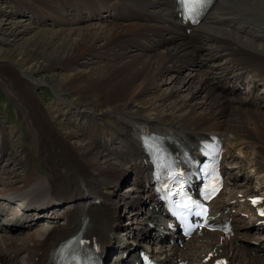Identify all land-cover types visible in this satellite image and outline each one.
<instances>
[{"label":"bare ground","instance_id":"6f19581e","mask_svg":"<svg viewBox=\"0 0 264 264\" xmlns=\"http://www.w3.org/2000/svg\"><path fill=\"white\" fill-rule=\"evenodd\" d=\"M15 5L39 21L48 17L46 10L50 9L48 15L59 19L55 23L74 24L92 17L105 22L70 30L63 26L61 32L41 30L42 36L49 34L42 39L47 46L34 41L16 48L13 55H18V71L10 73L3 65L5 77L0 83L33 119V149L41 156L48 177L43 179L25 169L21 175L13 171L14 180L9 175L7 182L0 179V264H60V248L73 233L95 239L104 259L113 251L105 264L133 262L142 238L146 240L141 243L145 252L162 264L180 260L197 264L208 250L213 256L226 247L232 250L226 255L228 264H264V234L252 238L248 232L256 228L240 216V211L248 213L246 200L241 198L254 193V188L237 181L245 165L232 158L235 147L254 149L253 165L264 180V91L241 97L238 88L242 83L255 89L262 84L264 88V0H215L196 26L180 22L173 0H15ZM15 25L1 19V39ZM95 51L111 62H92L88 70H75L64 78L50 70L52 79L47 81L52 86L59 83L61 89L70 88L74 101L64 100L70 112H96L103 121L102 129L92 124L83 131L85 122L80 120L77 129L82 137L77 139V131L63 134L57 130L29 89L41 82L35 77L36 71L75 64L85 53ZM205 65L198 76L194 67L200 70ZM174 67L187 69L186 74L176 75L173 85L158 89L156 81L165 73H181L172 70ZM228 82L233 85L229 87ZM180 90L187 94L167 104V99ZM160 106L162 111L155 113V107ZM151 112L154 116L149 115ZM135 124L142 129H136ZM95 127L104 131L99 141L92 138L98 130ZM147 131L169 133L188 145H194L202 131L223 140L220 164L224 187L232 184V188L226 199H214L211 209L227 208L233 234L223 238L220 246L215 245L218 234L211 232L191 237L180 248L168 241L175 238L164 225L163 211L151 192L139 141V134ZM115 138L122 144L116 154L105 143ZM5 149L9 145L3 141L0 151ZM130 174L131 191L119 201L133 209L134 221L125 226L123 238L117 241L120 214L111 200V189ZM46 195L50 196L47 202ZM12 199L22 206L14 209ZM252 219L261 221L264 216ZM148 223H152V234ZM23 229H28L23 237L15 234ZM252 239L254 243H250ZM245 240L249 243H243ZM261 251V256H255Z\"/></svg>","mask_w":264,"mask_h":264},{"label":"rangeland","instance_id":"374dc122","mask_svg":"<svg viewBox=\"0 0 264 264\" xmlns=\"http://www.w3.org/2000/svg\"><path fill=\"white\" fill-rule=\"evenodd\" d=\"M18 1H24V0H18ZM49 11L50 9L46 10L47 12L46 16L48 17L44 18L43 21L42 20L39 21L32 16V13L20 11L19 9H17L15 5V0H0V20L4 19L16 23V25L11 30L12 32L9 33V35L2 37V39L0 35V78L5 77L3 65L8 66L10 73L14 72V70L18 71V68H20L21 65H18L20 63L17 64L16 61L18 59V55H13L16 48L21 49L28 44H33L34 41L40 42L41 44L44 45V47L48 45V43L42 41V39H44V37L49 34L47 35L45 34V36H42V34L40 33L41 30L46 31L47 33L50 32L49 29L61 32V27L63 26L66 28V30H70L72 28L87 26V24L88 25L93 24L95 26H98L99 24H101V22L102 23L105 22L92 17V19L88 18L85 21H79V22L76 21L74 24L67 22L62 23L61 21L59 23H55L54 20H57L58 18L52 19L48 15ZM205 23L207 22L205 21ZM59 35L60 33L58 34V36ZM12 37H15V39H13ZM59 37H57V39H59ZM108 59L104 57L102 58L101 56H99L98 51H95L94 54L85 53L84 55H82V57L78 58V61H76L75 64L62 66L60 68L59 66H53L51 67L52 69L48 68L42 71H38V72L36 71L35 77L39 79V81L41 82L36 83L35 85L33 84L35 87L34 86L31 88L29 87L30 88L29 93L33 96L34 99L36 97L41 102V105L45 107V109L47 110L49 109V111L45 109H41V110L46 113L47 118L50 119V121L52 120L55 122V127L57 128V130H59L63 134L64 132H70L72 130L77 131L78 132L77 139H78L82 137V132L77 129L80 120L83 119L82 121L85 122L86 129L84 128L83 131L87 130V128H90L92 124L100 128V126H103L102 124L103 121L100 119L99 115L96 112H93L91 114L90 113L87 114L86 112H84L83 115L75 114V112L73 111L70 112L69 109L65 108L66 106L64 103V100H67L69 102L74 101L73 100L74 97L72 96L70 88L63 87V89H61L57 87L59 83H55L54 86H52L50 84H47V81L52 79L51 75L54 71L64 78V76L73 73L75 70H79V71L88 70L92 62H100L101 60H103L104 62H111ZM175 68L176 67H174L172 70H175ZM205 68H207V65H205L204 68L200 67V70L198 68L195 69V71L198 73V76L200 75V73H202L201 71ZM176 69L181 70L180 71L181 73H177L179 71L168 72L165 73L164 76L161 77V79H158V81H156L158 82L157 83L158 89L161 88V90H163L166 89L167 86L173 85V83L175 82L173 80V77H175L176 75L180 77L181 75L186 74L187 69H182L181 67H177ZM50 70H53V72ZM261 85L262 84L258 85L257 89L249 87L250 90L249 94H247L248 88L245 87V91L244 90L241 91L240 94L241 97L242 96L249 97L251 94L254 93L255 90L257 92L259 91V89L260 91H264V88L261 87ZM159 92L161 93V91ZM186 94H187L186 91H181V90L179 91V93L178 92L173 93L169 97V99H167V104L168 102L173 103L176 98H178L179 96L184 97V95ZM61 100H63V102H61ZM196 102L199 104L200 100L199 101L196 100ZM195 103L192 104L194 105ZM262 103L264 104V101H262ZM199 107L200 106L198 105L197 107L198 110ZM252 107L253 109L257 108L256 105ZM185 109L186 108H184V110ZM161 111H162L161 106L155 107V113H160ZM149 115L154 116V113L151 112V114ZM99 128H96L98 130H95V133L93 134L92 137L97 141H99L101 136H103V132H104L103 130H100L102 128L100 129ZM135 128L142 129V127L138 124H135ZM33 131H34V124L31 116H29L28 113L24 112L18 106V103L13 101L10 94H8V91L4 88L3 84L0 83V145L2 144L3 141L4 142L6 141L10 149V150L5 149L4 150L5 152L4 151L1 152L2 150L0 151V157H1L0 179H3V182L8 181L6 178L8 177V175L10 176L11 179L14 180L15 176L13 174V171L21 175L25 173V169L30 170V172L36 174L37 176L43 179L48 177V171L44 162L40 158L41 156L39 154L37 155V153L35 152V148L33 149L34 147ZM105 143L109 146V148L112 149L114 154H116L117 151L122 146L119 138H115L113 141L106 139ZM234 153L236 155L232 157L233 161L235 162L241 161L245 165L244 169L242 171H239V173L237 174L239 178V183L244 185L245 182L249 180L250 184L251 183L253 184L254 182H257L259 178H260V182L263 183L264 180L261 179L260 177L261 174H257L255 173L256 171H254L255 166L253 165V161L256 158L257 152H255V150L252 149L251 147H246V148L239 147V149L234 150ZM25 158H27L26 161ZM18 159H20L23 165L22 163H19L17 161ZM5 169L8 170L10 169L12 171V174H10L11 172H6ZM65 174L66 173H64V175ZM246 175L249 177V179L247 180L245 177ZM243 179L246 181H244ZM243 181L244 183H242ZM246 185L248 186L249 184L247 183ZM131 186L132 185L130 184V177L128 176V178L126 177L125 179H123L122 182H120L116 188L111 189L112 191L111 200H113V202L117 204L118 211L120 214L119 215L120 219L118 217V221H117L119 225V230L117 233V241L123 238L124 235L123 231L126 228L125 226H127L132 221H134V218L131 219L130 217L132 214L130 213L128 207L124 203L119 201L122 195L124 196L128 195V193L131 191L130 189ZM259 186L260 185H256V187ZM1 187H3V185L0 182V188ZM231 188H232V184H229L228 192L230 191ZM228 194L229 193H227V196ZM142 196L144 197V194ZM27 230L28 229H23L21 231L15 232V234H17L20 237H23L24 233ZM143 242L145 241L143 240L141 243ZM243 243L248 244L249 242L247 243V240H245L243 241ZM137 245L141 246L142 244H140L138 241ZM261 252L263 253V251ZM109 255H112V253H110Z\"/></svg>","mask_w":264,"mask_h":264},{"label":"snow or ice","instance_id":"6c2138e0","mask_svg":"<svg viewBox=\"0 0 264 264\" xmlns=\"http://www.w3.org/2000/svg\"><path fill=\"white\" fill-rule=\"evenodd\" d=\"M186 3L192 4L198 2V0H185Z\"/></svg>","mask_w":264,"mask_h":264}]
</instances>
